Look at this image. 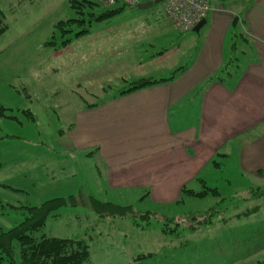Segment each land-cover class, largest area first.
I'll use <instances>...</instances> for the list:
<instances>
[{
	"label": "rangeland",
	"instance_id": "rangeland-1",
	"mask_svg": "<svg viewBox=\"0 0 264 264\" xmlns=\"http://www.w3.org/2000/svg\"><path fill=\"white\" fill-rule=\"evenodd\" d=\"M11 1L18 4L13 12L7 10ZM0 5L8 25L0 36V103L7 108L0 117V232L22 221L27 206L71 197L70 204L48 215L36 236L84 239L90 251L87 264H264V177L238 169L232 157L217 155L216 166L183 185L110 186L99 153L68 147L62 134L72 109L98 101L94 89L79 79L82 62L77 55L73 61L60 45L83 26L73 24L71 32L55 27L80 15L69 0H0ZM117 6L122 5L104 7ZM119 9L96 20L101 7L82 8L88 32L107 35L118 52L139 40L141 49L158 51L160 21L165 22L160 4ZM231 42L237 46L224 72L241 58L240 40ZM72 44L76 54L77 41ZM91 63L86 60V68ZM120 79L102 84L100 92L114 94L130 80ZM202 187L215 188L218 195L182 192ZM111 205L128 206L126 215L116 214ZM13 254L15 264H21L16 242Z\"/></svg>",
	"mask_w": 264,
	"mask_h": 264
},
{
	"label": "crops",
	"instance_id": "crops-1",
	"mask_svg": "<svg viewBox=\"0 0 264 264\" xmlns=\"http://www.w3.org/2000/svg\"><path fill=\"white\" fill-rule=\"evenodd\" d=\"M17 5L11 1L7 10L13 12ZM160 14L165 22L160 21V48L154 53L141 49L138 38L139 44L129 40L127 49L118 52L109 45L110 37L91 32L64 46L73 61L77 55L82 62L79 79L98 100L70 111L62 133L68 147L98 152L107 164L110 186L183 185L216 166L217 155L232 157L238 169L263 178L264 0L211 1L198 32L181 33L161 6ZM234 16L243 37L241 58L224 72L233 52ZM88 59L92 63L86 68ZM171 74L167 81L124 95L100 92L102 84L114 79Z\"/></svg>",
	"mask_w": 264,
	"mask_h": 264
},
{
	"label": "trees",
	"instance_id": "trees-1",
	"mask_svg": "<svg viewBox=\"0 0 264 264\" xmlns=\"http://www.w3.org/2000/svg\"><path fill=\"white\" fill-rule=\"evenodd\" d=\"M210 3L212 0H209ZM220 2L236 0H218ZM70 6L80 15L78 18H71L65 21H59L55 24L57 29H61L62 32H71V26L76 24L83 26V28L75 31L72 37H67L60 42L62 47L72 41L73 38H77L88 32V24L85 18H82V8L93 7L97 5L101 7L100 13L95 16L96 20H102L114 16L120 12L117 6L116 8H107L100 4L97 0H69ZM103 8V9H102ZM89 17L93 14L88 12ZM94 17V16H93ZM86 25V27H85ZM67 27H69L67 29ZM8 28L6 17L4 12L0 9V35ZM231 30V39H242V35L236 31V24ZM47 45L52 42H46ZM237 46L236 43L231 42L230 48L233 50ZM224 70V69H223ZM222 70V71H223ZM173 77L171 74L168 77H140L125 82V86L120 88L115 95H124L136 91L138 89L154 85L167 81ZM219 77V75H216ZM212 78H209L211 80ZM7 108L0 103V117L6 116ZM29 116L32 117L30 111H26ZM182 192L194 195L196 197H205L208 194L218 195V191L215 188H204L200 191H192L187 188H182ZM264 192H261V194ZM71 203V197L68 198H52L42 202L39 205L27 206L24 219L12 226L11 228L0 232V264H15V257L13 254V243L16 242L18 247V253L21 264H87L89 262L90 251L87 242L82 238L75 237H57L47 236L45 234H36L42 230L45 225L48 215L55 209L66 206ZM128 206L111 205V208L116 214L120 216L126 215V208Z\"/></svg>",
	"mask_w": 264,
	"mask_h": 264
},
{
	"label": "built area",
	"instance_id": "built-area-1",
	"mask_svg": "<svg viewBox=\"0 0 264 264\" xmlns=\"http://www.w3.org/2000/svg\"><path fill=\"white\" fill-rule=\"evenodd\" d=\"M103 6H113L121 3L127 6H136L148 0H97ZM153 1V0H149ZM164 16L179 32H189L202 19L206 18L211 10L209 0H161Z\"/></svg>",
	"mask_w": 264,
	"mask_h": 264
},
{
	"label": "water",
	"instance_id": "water-1",
	"mask_svg": "<svg viewBox=\"0 0 264 264\" xmlns=\"http://www.w3.org/2000/svg\"><path fill=\"white\" fill-rule=\"evenodd\" d=\"M161 0H153V1H145L137 5L138 8L144 9V8H149L152 7L154 4H158ZM237 16H234L232 24L235 25L237 22ZM206 20L202 19L200 20L196 26L194 27L193 31L198 32L199 29L205 24Z\"/></svg>",
	"mask_w": 264,
	"mask_h": 264
}]
</instances>
